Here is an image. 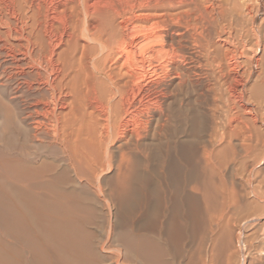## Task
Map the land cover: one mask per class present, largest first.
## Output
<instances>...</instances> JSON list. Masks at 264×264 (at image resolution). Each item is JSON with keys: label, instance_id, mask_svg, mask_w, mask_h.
I'll list each match as a JSON object with an SVG mask.
<instances>
[{"label": "bare ground", "instance_id": "obj_1", "mask_svg": "<svg viewBox=\"0 0 264 264\" xmlns=\"http://www.w3.org/2000/svg\"><path fill=\"white\" fill-rule=\"evenodd\" d=\"M0 264H264V0H0Z\"/></svg>", "mask_w": 264, "mask_h": 264}]
</instances>
